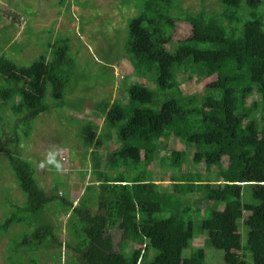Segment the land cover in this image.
<instances>
[{"label":"trees","instance_id":"1","mask_svg":"<svg viewBox=\"0 0 264 264\" xmlns=\"http://www.w3.org/2000/svg\"><path fill=\"white\" fill-rule=\"evenodd\" d=\"M240 1L220 0L222 12L184 11L181 0L144 2L127 24L123 51L133 76L157 88L132 82L124 86V99L98 102L104 123L100 132L92 121L80 123L77 137L84 149H91L100 184L98 192L92 187L89 205L83 199L87 186L75 206L66 198L55 206L70 209L65 210L68 236L63 243L59 229L45 217L58 196L45 193L30 162L9 156L26 203L0 222V235L14 225L20 228L18 237L9 238L6 264H42L48 251L59 261L62 245L64 253L73 252L66 264H206L203 249L184 255L196 228L210 246L224 252V264H264V0L245 1L249 20L237 28L229 9H239ZM174 8L181 12L177 17L171 14ZM179 22L188 23L192 34L175 41ZM54 49L51 61L43 55L27 67L0 56V118L8 106L15 121L12 140H28L39 116L67 104L68 45L62 41ZM184 73L188 79L215 80L202 94H184L178 81ZM18 126L21 131H15ZM169 136L184 149L161 156L159 140ZM113 137L118 147L106 153L100 171L98 150ZM192 150L191 162L203 164L207 175L215 169L213 179L184 170ZM156 161L179 180L169 187L153 184L154 179L141 182ZM189 195L197 197L190 201ZM209 202L223 210L204 207ZM240 223L247 233L245 245ZM112 229L120 233L117 245Z\"/></svg>","mask_w":264,"mask_h":264},{"label":"rangeland","instance_id":"2","mask_svg":"<svg viewBox=\"0 0 264 264\" xmlns=\"http://www.w3.org/2000/svg\"><path fill=\"white\" fill-rule=\"evenodd\" d=\"M147 0H0V56H5L16 65L27 67L41 56L48 61L53 59L54 47L66 41L69 60L64 65V71L70 73L69 82L65 88L67 104L63 108L52 109L39 116L33 126L28 140L11 139V129L15 121L11 116L9 107L4 108L0 118V222H3L15 206H24L26 196L17 187L14 176L8 166L11 155L18 156L28 162L36 170V178L46 194L57 195L54 202L46 209L51 210L45 214L48 221L59 229L57 237L61 243L68 236L66 221L70 209H59L55 206L62 199H69L71 207L77 204L78 199L85 195V189L90 186L83 198L91 203L94 189L99 191L97 175L93 174L94 165L91 149L82 147L77 131L80 123L92 121L97 132L104 128L103 117L96 110L100 101L124 99V86L132 82L144 83L149 89L157 87L153 81L135 78L128 61V55L123 46L128 36L127 24L129 20L140 13V9ZM245 1L241 0L239 9L230 8L236 20L234 25L238 28L249 20L248 11L245 10ZM180 7L184 11L197 12L202 8L207 12H222L225 7L220 0H181ZM179 9H173L171 14L177 17ZM18 16V18H17ZM191 26L186 22L176 24L173 40H183L191 36ZM54 46V47H50ZM187 73L178 77L180 88L184 94L203 93L209 85H213L215 76L201 79ZM127 88V87H126ZM50 92V90H49ZM257 99L251 97L247 102ZM46 102L52 103L50 94ZM10 105V103H9ZM262 126V122L260 123ZM11 128V129H10ZM18 126L15 131H21ZM22 133V132H21ZM51 144H59L67 149L65 156V171L57 174L55 169L39 171L32 163L39 158L40 152ZM160 155H169L175 150H183L184 146L173 136L159 140ZM118 142L115 137L98 150L102 156L99 170L104 171L103 162L106 153L116 149ZM192 151L184 165V170L200 171L206 176L203 164L192 163ZM149 176H141L139 180H146L153 184L169 187L172 182L179 179L170 177L171 172L163 170L159 161L149 166ZM215 169L207 175L214 178ZM178 176V175H177ZM93 187V188H92ZM197 195L185 197L190 201ZM87 205V207H88ZM204 207H213L223 210L224 206L215 202L205 203ZM90 210H96L91 206ZM60 214V215H59ZM246 228V227H245ZM20 232L18 226H12L5 235H0V264H6L5 253L11 236ZM238 232L242 235V244L245 245L246 234L242 223ZM112 240L118 244L120 233L110 230ZM203 249L206 264H224V252L213 248L207 243V237L196 228V235L189 249L184 255H189L193 249ZM60 260L57 255L48 251L42 257V264H66L67 258L73 252H66L62 245ZM42 254H39L41 257ZM249 263L251 260L249 258Z\"/></svg>","mask_w":264,"mask_h":264},{"label":"clouds","instance_id":"3","mask_svg":"<svg viewBox=\"0 0 264 264\" xmlns=\"http://www.w3.org/2000/svg\"><path fill=\"white\" fill-rule=\"evenodd\" d=\"M66 151L67 149L59 144L48 145L32 163L39 171L55 169L57 174H61L65 171Z\"/></svg>","mask_w":264,"mask_h":264}]
</instances>
